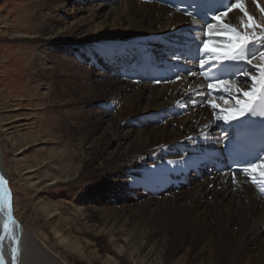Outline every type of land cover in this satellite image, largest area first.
<instances>
[{"label":"bare ground","instance_id":"1","mask_svg":"<svg viewBox=\"0 0 264 264\" xmlns=\"http://www.w3.org/2000/svg\"><path fill=\"white\" fill-rule=\"evenodd\" d=\"M70 3L69 10L67 4ZM240 3L244 11L239 7L234 8L227 16L222 17V23H213V28L209 30L213 37L224 25H231L239 31H244L246 23L249 26V34L252 33L254 25L264 26V12L261 11L264 8V0H240ZM82 4V7L77 6ZM27 7L33 8V12H29L28 19L24 12V17L32 24L21 26L18 30H25L22 38L34 40L33 48L36 52L30 75L38 81L37 87L51 79L64 77V81L60 82L61 87L53 90L57 100L65 99L62 105L76 106L84 101L108 103L110 107L119 105L116 111L117 122L111 116L104 119L94 114L87 117L80 115L73 119L68 133L76 138L73 147L74 157L79 160L78 165L70 163L69 159L63 157L65 150L51 148L50 140L54 138L44 135L40 130L35 131V139L38 142L34 145H43H39L40 156L35 164L25 162L22 167L18 166L20 181L24 180L20 183L21 188L40 192V196L41 192L44 194L47 191L41 188L47 183L52 187L68 188L71 184L84 182L82 180L85 178L93 180L102 177L116 179L113 180L116 189L124 190V193L129 195L135 192L130 190L131 187L142 185L137 196L145 200L138 205L139 208L145 209L146 213L149 212L153 220L160 218L163 230L169 231L172 240L188 239L185 242L187 245L182 261L177 264H192L196 259L203 261L202 264L204 261L207 264H264V192L260 191L258 185L252 183L250 177L240 171L235 173L236 183H233L232 172H218L214 168V159L218 156V148L222 144L217 140L231 128L223 121L215 119L219 109L214 112L209 104L204 105L201 101L210 95L213 97L214 93L221 90L206 91L208 83L200 78L195 64L175 61L164 55L171 52V46L178 45L177 38L187 36L185 26L191 24L194 18L166 5L146 0H94L91 3L88 0H31ZM244 12H247V16ZM57 15L68 18L69 24L63 27ZM248 17L252 19L249 20ZM254 30L256 35H259L264 32V27H255ZM151 38L152 49L165 50L163 56L161 55L162 58H166L163 66L176 69L173 76L179 74V80L169 83L166 78L164 82L156 83L144 74L141 78L136 76L135 71L141 72L143 64L146 65L148 58L155 54L150 49L146 51L142 61L135 59ZM224 42L221 39H214L209 47L220 51L222 49L216 48L215 45ZM128 43L131 44L127 46ZM48 45L57 47L63 45L75 52L88 47L90 59L95 55L105 58L104 63L98 65V69L106 71L107 65L118 55L122 56L121 74H112L113 77L100 76L99 70L79 68L68 60L54 55L53 52H47L45 48ZM253 63H261L260 58L257 57ZM190 72L197 74L189 75ZM94 77L98 79L92 80ZM227 80H234L236 85L244 87L246 78ZM104 88L111 92L112 97L105 94ZM76 93L80 94L76 97ZM225 96L228 95L224 94L222 99ZM143 100L146 104L142 109L145 114V128L132 132L126 129L127 122L122 119L136 116L139 102ZM211 100L221 107L234 106L233 100L228 101L227 105L224 101H216L215 98ZM173 104L177 106L168 108ZM149 120L157 121L160 125H150ZM80 124H84V127ZM207 134L210 138L202 139ZM189 137L192 139L189 140ZM10 145V152L11 150L16 152L21 142L12 139ZM85 145H89L90 148L87 152L84 150ZM5 147L8 148L7 145ZM41 149L46 153L45 156L41 155L43 153ZM169 160L176 163L169 164ZM187 164H190L188 180L193 182V187L180 191L178 189L186 185L187 178L179 180L178 175ZM0 170L10 190L9 199L13 214V219L7 218V207L4 203L0 209V236L4 237L0 241V259L5 264H64L61 259L67 261L69 254L65 252L58 256L47 249L49 243L47 230L51 222L48 219L53 217H58L62 224V227L54 229L53 233L58 234L62 231L65 234L64 238L70 236L69 246L78 251L81 242L73 232L77 225H81L79 231L88 233L82 226L88 227L87 223L91 219L98 223L97 231L101 238L108 236L113 239L120 234L119 226H123L124 222L119 221V226L114 224V216L110 222L109 217L114 210L109 207L101 212L93 209L88 212L86 207L84 210L77 205L63 208L61 202L53 205V201L44 204L41 209L42 217L37 219L35 227L21 224L13 213L14 193L8 183L9 172L5 166V150L1 144ZM24 170L26 172L21 173ZM133 170L140 173L133 175ZM23 175L24 179L21 178ZM129 176H133V179H129ZM257 179L259 180L258 176ZM161 180L170 182L167 186L172 188L173 197L159 198L163 190L159 187ZM39 196L37 201L40 208L42 204ZM154 201L157 210H150L149 205ZM169 202L173 204L172 220H169L166 212L160 208L168 206ZM45 221L46 224L48 222V226L45 225ZM230 227H234V230ZM163 243L168 245L167 240H163ZM249 244L253 245V248H249ZM14 247L17 249L15 261ZM128 252L133 255L135 250L128 249ZM148 259L138 261L141 264H151Z\"/></svg>","mask_w":264,"mask_h":264},{"label":"rangeland","instance_id":"2","mask_svg":"<svg viewBox=\"0 0 264 264\" xmlns=\"http://www.w3.org/2000/svg\"><path fill=\"white\" fill-rule=\"evenodd\" d=\"M30 1L31 0H0V144L5 150V166L9 172L8 183L14 193V216L21 224L33 228L35 227L37 219L42 217L41 209H43L42 207H44L47 201H53V205L61 202L63 208H68L69 205H77L84 210L86 207L88 208V212L92 209L101 212L109 207L114 210L109 217L110 222L113 221V218H115L113 222L116 225H120V223H118L119 221L124 222H122L124 224L123 226L118 225L121 230L119 229L120 234L116 235V239H110L108 236L101 238L97 231L98 223L91 219L87 223L88 227L82 226L88 233L79 231L78 228H81V225H77L76 230L78 232L74 230L73 234L79 237L78 239L81 242L80 251L72 249L68 243L70 236L64 238L65 234L62 231L58 232V234L53 233L54 229L57 230L62 227L60 219H58V217H53L48 219L51 221H49L50 226H48V222L46 224L45 221V225L48 226L47 231L49 237V243H46L48 245L47 249L58 256H62L65 252V254H69L67 261L61 259L62 262H65L64 264H141L138 260L142 259V261H145L147 258H149L148 262H151V264L179 263L184 256L186 249L185 245H187L185 242L188 239L186 238L187 240H185L181 238L175 241L172 240V235L168 233L169 231L166 232L163 230V223L159 220L160 218H156L155 221L153 217L151 218V216H149V212L146 213L145 209L139 208L138 205L145 200L137 196L142 185L137 184L139 186L131 187L130 190L135 192L129 195L125 194L124 190L119 188L116 189L113 182V180L116 179L110 180L102 177L93 180L85 178L82 180L84 182L71 184L68 188H65L66 186L52 187V185L49 186L47 183L44 187H41L45 188L47 191L44 192V194L41 192L40 196V192H32L31 190L21 188L20 183H23L24 180L20 181L18 166L22 167L25 162H29L31 165L35 164V161L38 160V156H40L38 151V149H40L39 145H43H34V143L38 142L35 139V131L40 130L44 135L54 138V140H50V142H52L51 148L65 150L63 157L66 160L69 159L70 163L78 165L79 160L74 157L73 147L76 138H73V136H70L68 133L69 129L72 127L73 119L80 115L87 117L90 116V114H94V116L97 115L104 119L111 116V118L113 117V120L117 122L118 116L116 115V111L119 105L113 106V108L110 107L108 103L88 101H84L82 104L79 103L76 106H74V104L71 106L62 105L65 99L57 100L54 91H56V87H61L60 82L64 81V77L56 78L55 80L51 79L49 82H43L40 87H37L36 84H38V81L30 75V71L34 67L36 52L33 48L35 47L33 46L34 40L31 41L28 38H22L25 34V30H18L21 26L32 24L24 17V12L27 14V19L29 17V12H33V8L27 7V3ZM89 1L91 3L94 0H88V2ZM77 6L82 7L83 4ZM86 6L89 5L87 4ZM72 7H74V5H72ZM67 9H71V3L67 4ZM56 17H58V19L60 18L59 21L63 27L69 24L70 20L68 18L62 15H57ZM152 40L151 38L145 43L146 45L144 44L143 50H141L142 55H137L135 57L137 61L145 55L147 50L152 49V44L150 45ZM130 44L131 43H128L126 45L128 46ZM63 45L58 47L55 45H48L45 50L47 52H53L54 55L68 60V62L77 65L79 68L89 69L91 71L99 70L98 74H101L100 76L109 75L113 77L112 74L117 75V73L120 75V58L122 56L118 55L112 63L106 66L108 71L100 70L98 69V65L104 63L105 58H101L100 55H95L92 56L93 59H90V53H87L88 47H84L82 50L75 52L73 49ZM152 50L155 53V57L165 52V50L159 48H153ZM94 79L97 80L98 78H92V80ZM115 80H117V78H115ZM168 80L170 81L169 83L177 81L176 75ZM72 85L71 83V86ZM106 89L107 88L103 89L105 94L108 95V97H112V95H110L111 92ZM79 94L76 93L75 96ZM146 96L148 97V95ZM125 97L124 95V98ZM213 97L216 101L221 102L232 100L228 96L222 99L223 95H221L220 92L214 93ZM213 97L210 95L207 99H214ZM207 99L202 100L201 103L204 105L209 104ZM145 106V101H140L136 111L138 114L136 116L128 118L124 117L125 114L122 115L125 118L122 119V121H126L129 126H127L126 129L133 132L134 130L145 128V114L142 110ZM175 106H177V104L170 105L168 108ZM155 122L149 120L148 124H153V126L157 124L160 125L159 122ZM83 125L84 124H80V126ZM153 126L151 128H153ZM206 137L210 138L208 134ZM12 139L21 142V146L16 152L12 150L10 152L9 146H11L10 143ZM6 145L9 149L5 147ZM89 149V145H85V152L89 151ZM41 152H43L41 155L45 156L46 153H44L43 149H41ZM189 168L190 164H187L178 175L179 180L187 178L186 185L178 189L180 191L188 190L193 187V182H189L188 180L189 177L187 173L190 171ZM25 172L26 170L21 173ZM139 173V171L133 170V175ZM21 178L24 179L25 175L21 176ZM128 178L133 179V176H129ZM197 181L198 180H196V182ZM160 182L159 187H162L163 190L160 192L159 198L164 199L169 196L173 197L172 188H168L167 186L170 182L168 183V181L162 180ZM95 188L99 189L94 190ZM165 188H167V190H164ZM38 196L42 204L40 208L37 201ZM179 203L181 202L179 201ZM155 206L156 201L149 205V209L157 210V206ZM168 206L160 208L163 209L162 211L166 212L167 218L169 217L168 219L172 220L174 219L172 211L173 204L169 202ZM47 218L45 220H47ZM116 220L118 221L116 222ZM166 221L168 222L167 219ZM230 228L234 230V227ZM168 236H171V238ZM163 240H167L168 245H165ZM182 240H184V242ZM40 242H42V240H40ZM43 243H41V246ZM249 248H253V245L249 244ZM128 249L137 252L130 255ZM116 250L120 252L116 253ZM203 252L204 254L206 253L205 250H203ZM193 253H195V251ZM200 261L201 260L196 259L195 262L192 261V264H202L203 261ZM204 262V264H207L206 261Z\"/></svg>","mask_w":264,"mask_h":264},{"label":"snow or ice","instance_id":"3","mask_svg":"<svg viewBox=\"0 0 264 264\" xmlns=\"http://www.w3.org/2000/svg\"><path fill=\"white\" fill-rule=\"evenodd\" d=\"M241 8L240 0H191L186 7L180 10L187 15L193 16L191 24L185 26L188 34L183 38H177L176 43L179 47L176 49L178 54H174L172 59L175 61L197 62L199 66V74L205 79L212 81L207 84L206 91L220 89L221 95L227 94L234 100V106L231 108L221 107L212 100L208 103L215 112L219 109V114L215 116L217 121H223L229 128L237 129L238 135L244 134L249 128L259 124L261 128V147L258 154L253 157L254 162L234 160L232 166V182L236 183L235 173L237 170L251 178L253 184L258 185L261 192H264V119L255 120L256 117H264V32L256 35L255 27H264L254 25L253 31L249 34L248 25L244 24V31H239L231 25H224L220 31L213 37L209 30L213 28V22H219L222 17L227 16L234 8ZM192 9V11H189ZM264 12V8L261 9ZM247 16V12H244ZM199 17V21L195 19ZM248 19H252L248 17ZM206 26V27H205ZM199 33V35L197 34ZM214 39L224 40V43L216 44L215 47L222 49L220 51L210 49L209 45ZM259 57L261 63L254 64L253 61ZM226 65L236 66V70L228 75L234 76L236 79L246 78L244 87L236 85L235 81H229L220 77L221 69ZM251 66V69H249ZM173 72L176 69H171ZM253 72H257L254 75ZM197 73L190 72L189 75L195 76ZM164 78L155 80L160 83ZM176 79H180V75H176ZM242 97V98H241ZM179 103V102H178ZM195 103V101H193ZM228 104V100L224 101ZM204 136L202 139H206ZM189 140L192 137L188 138ZM225 140L234 144L225 132L217 142L222 143ZM258 161V162H255ZM169 164L176 163L169 160ZM259 177V180L257 179ZM6 181L0 176V209L3 208L5 197L11 194L4 188ZM9 219L11 218V204L9 203ZM15 223L14 221H12ZM7 231V224H5ZM4 239L0 236V241ZM17 249L13 248V261H15Z\"/></svg>","mask_w":264,"mask_h":264},{"label":"water","instance_id":"4","mask_svg":"<svg viewBox=\"0 0 264 264\" xmlns=\"http://www.w3.org/2000/svg\"><path fill=\"white\" fill-rule=\"evenodd\" d=\"M0 176H3L4 180L6 181L5 176H4V174H3V172H2L1 170H0ZM4 188H5L7 191L10 192V190H9V188H8V186H7V182L4 184ZM9 203L11 204L9 197H5V205H6V207H7V214H8L7 218H9V207H8ZM10 219H13L12 210H11V218H10ZM0 264H5L4 261H3L2 259H0Z\"/></svg>","mask_w":264,"mask_h":264}]
</instances>
